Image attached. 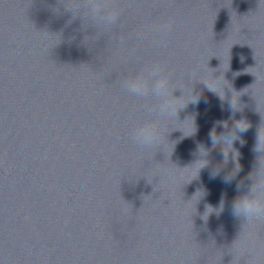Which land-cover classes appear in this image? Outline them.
Returning a JSON list of instances; mask_svg holds the SVG:
<instances>
[{"label": "clouds", "instance_id": "9594fccd", "mask_svg": "<svg viewBox=\"0 0 264 264\" xmlns=\"http://www.w3.org/2000/svg\"><path fill=\"white\" fill-rule=\"evenodd\" d=\"M69 2H74L78 7L86 8L93 14L104 12L102 19L104 23L108 25L114 24L118 18V12L114 9L105 11L106 9L111 8V0H67V3ZM260 4H264V0H260L259 5ZM170 30V23H165L159 26V31L163 34H167ZM161 73V66L153 65L149 70L148 77H145L144 75H136L134 77L125 78L121 82V87L129 96L134 98H144L149 95L158 98L160 102L156 107V111L159 117L168 121L178 120V112L181 109L185 108L189 103H199V94H194L192 87L185 86L182 96H174V90L171 87L170 78L162 75ZM197 80L201 82L209 91L217 93L215 90L216 84L210 82L209 79L199 78ZM212 80H215L213 76ZM185 96L186 102L184 101ZM232 107L234 108L233 102ZM238 122L240 121L235 123L234 128L230 130L228 134H221L218 136L215 129L209 133V139L213 148H215L217 145L222 147V157L224 164L228 163L229 153H233L232 159L234 161L237 160L238 156L234 151H232V145L234 141L238 139L236 133L244 132L248 128L242 126ZM225 127H227V125H225ZM161 137L162 130L156 121L142 122L136 125L130 132V138L132 142L141 150H152L159 147ZM262 145H264V139L258 137L257 151L264 153V147H262ZM225 148H230L232 150L226 152ZM200 156L201 159L197 160L196 162L202 160L205 161V163L199 168V171L200 169L207 167L210 163L209 160L206 159L208 156V151H206L204 148L203 153H201L200 148ZM220 168L221 167L217 166L212 169L210 172L211 179H215L219 175ZM234 169V172L232 171L224 176V183L231 184L235 180L236 175L240 170V165L236 163ZM248 178L251 180V184L246 190H244V185L242 182L238 181L235 185L237 193L240 194H238L232 201L231 214L235 218H243L246 220V222L255 220L264 221V163H261L259 160L258 166L253 172L249 173ZM223 210L224 201L221 200L220 207L216 211L219 213ZM212 211L214 210L212 209ZM206 218L207 214L205 216V219Z\"/></svg>", "mask_w": 264, "mask_h": 264}]
</instances>
